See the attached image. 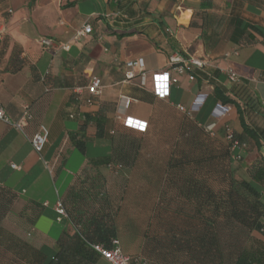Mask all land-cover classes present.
Returning a JSON list of instances; mask_svg holds the SVG:
<instances>
[{
	"label": "crops",
	"instance_id": "obj_1",
	"mask_svg": "<svg viewBox=\"0 0 264 264\" xmlns=\"http://www.w3.org/2000/svg\"><path fill=\"white\" fill-rule=\"evenodd\" d=\"M201 1L0 0V19L4 9L10 10L0 24V103L9 120L0 119V187L15 195L10 214L16 218L23 210L36 211L37 203H47L37 216L35 212L34 221L29 224L28 235L38 248L50 254L61 232H72L67 218L56 222L54 203L57 197H64L86 157L108 154L111 148L109 138L91 140L79 168L72 173L67 164L78 151L68 136L78 129L79 123L69 118V113L99 112L107 127L125 132L115 116L118 97H142L125 111L127 116L147 125L145 132L140 133L137 158L129 168L104 170L109 193L122 186L128 194L158 193L186 119L191 120L193 128L198 127L220 142L226 141L227 127L241 130L236 108L215 98V86L224 88L226 95L247 109L244 118L251 128L264 130L262 113L250 111L248 104L244 106L239 94L230 89L232 84L226 74L228 70L237 73L236 87H247L264 110V0H211V7L206 8L200 7ZM50 9L56 11L57 19L47 17ZM111 13L118 14L110 18L107 15ZM84 23L92 26L91 34L72 41V35ZM42 38L51 39L55 45L69 41L71 46L67 51L45 47L40 42ZM174 54L202 59L206 65L191 66L187 73L176 74L169 68V57ZM137 57L143 58V70L125 82L124 63ZM165 71L170 72L172 79L169 93L166 98H158L152 93V76ZM189 74L194 79L189 80ZM93 75L101 80L102 94L89 105L87 85ZM76 87L81 89L79 93L74 92ZM178 105L184 106L185 111H180ZM25 106L33 119L21 131L13 122ZM38 123H44L49 130L40 156L29 140ZM88 130L92 132L93 128ZM258 139V146L253 142L231 146L230 162H236L238 155L247 165L258 158L264 160V136L259 134ZM142 151L143 164L134 172ZM246 168L242 167L241 172L246 173ZM123 169L130 173L116 177ZM132 175L134 183L130 181ZM260 199L264 202V187ZM133 208L125 206L123 221L119 220L121 209L117 212L120 245L131 257L143 249V232L150 225L146 218L142 219L141 210V216L133 219ZM122 234L128 238L126 244L121 242ZM254 236L264 244L263 236ZM94 264L109 263L98 258Z\"/></svg>",
	"mask_w": 264,
	"mask_h": 264
},
{
	"label": "trees",
	"instance_id": "obj_2",
	"mask_svg": "<svg viewBox=\"0 0 264 264\" xmlns=\"http://www.w3.org/2000/svg\"><path fill=\"white\" fill-rule=\"evenodd\" d=\"M34 1L29 0V3ZM211 5V0L200 3L202 8ZM7 14L9 11L4 9L0 24ZM230 83L233 94H239L244 106L248 104L250 111L258 110L264 117V110L249 89L245 86L237 88L238 82ZM225 92L222 87L213 88L217 100L236 108L241 130L236 132L227 127L226 141L220 142L198 127L193 128L191 120H184L185 125L164 169L160 191L127 195V205L134 207L131 214H137L133 219L139 218L140 210L145 209L146 215L141 217L150 222L147 231L143 232V249L132 258L141 259L145 264H264V244L254 236L264 237V202L260 199L264 187V160L252 161L246 168L248 178L239 179L231 170L229 158L233 141H237L238 146L243 142L258 146V136H264V130L251 128L244 118L243 112L247 109L241 108L239 102ZM127 96L137 101L142 99ZM98 97H92L91 104ZM68 117L79 123L78 129L70 132L68 137L82 155L86 153L87 143L95 138H109L111 148L108 154L86 157L85 165L60 198L72 232L63 230L50 254L25 243L21 258L28 264H94L102 257L93 246L109 247L112 238L119 239L115 196L119 199L124 188L109 193L104 170L117 172L131 167L140 148V133L145 131L128 128L121 120L125 132L107 127L106 119L99 112L76 111ZM88 128L93 131L89 132ZM228 130L232 132V139L227 136ZM14 196L0 187L1 239L4 235L2 225L10 214ZM36 206V211L23 210L17 217L29 228L33 218L45 207L43 203Z\"/></svg>",
	"mask_w": 264,
	"mask_h": 264
},
{
	"label": "built area",
	"instance_id": "obj_3",
	"mask_svg": "<svg viewBox=\"0 0 264 264\" xmlns=\"http://www.w3.org/2000/svg\"><path fill=\"white\" fill-rule=\"evenodd\" d=\"M10 11V10H9ZM118 13H111L107 15L110 18H114ZM92 32V26L89 23H84L81 25L80 28H78L74 34L71 37L72 41H77L81 36L91 34ZM41 44L45 47H53L56 46L61 50H69L71 43L64 42L60 43L58 45H55L54 42L51 39L48 38H42ZM143 58L137 57L135 59H129L124 63V81H130L131 79L135 78L137 72H141L143 70ZM206 65L205 61L202 59L194 58V57H188L185 58L179 54H174L169 57V68L176 74H185L188 71V68L191 66H195L197 68H203ZM227 79L230 82H238L239 77L238 74L235 73L233 70H228L226 72ZM189 80L194 79L193 75H188ZM144 77H140V82L143 84ZM153 81V94L158 98H166L169 93V86L172 81L170 72L165 71L162 73H155L152 76ZM88 91L90 96L86 99L87 104L91 105L92 97L99 96L102 90V83L98 76H91L89 83L87 85ZM80 88L76 87L74 89L75 93L80 92ZM137 102V99L129 97L127 95L121 94L118 99L117 104V118H119L123 125L131 128L133 130L144 132L146 130V122L134 118L131 116H127L125 114L126 109L131 105L132 103ZM178 109L180 111H185L184 106L178 105ZM0 119L2 121L8 122V117L6 116L4 109L0 103ZM32 119V113L29 110L28 106H25L20 117L13 122V125L19 129L23 130V128L28 124V122ZM48 135L49 130L47 126L44 123H39L37 125L36 131L32 134L30 137V143L32 146V149L40 156L47 141H48ZM228 138L232 139V132L228 130ZM238 146L237 141L232 142V148H235ZM235 159H240V156H236ZM45 165L48 168V165L45 161H43ZM13 167H16L14 164H12ZM43 204L46 206L47 203L43 202ZM54 212L56 214L55 220L58 223H61L64 219L67 218V214L65 212V209L61 203L60 197H57L54 206H53ZM94 249L99 253V255L105 259L109 264H145V261L138 259V258H132L128 254L124 253L121 250L120 242L118 238H112L110 241L109 247H104L103 245H94Z\"/></svg>",
	"mask_w": 264,
	"mask_h": 264
},
{
	"label": "rangeland",
	"instance_id": "obj_4",
	"mask_svg": "<svg viewBox=\"0 0 264 264\" xmlns=\"http://www.w3.org/2000/svg\"><path fill=\"white\" fill-rule=\"evenodd\" d=\"M47 17H50L54 20L57 19L56 11L50 9L49 11H47ZM91 154H92L91 151H88L87 155L90 156ZM143 155L144 152L143 151L140 152L136 165L132 169L134 172H136L139 169L140 167L139 165L143 164L142 161L144 159ZM83 157L84 156H82V154H80L79 152L73 153L70 161L67 164V168L70 169L72 173L76 172V170L80 166V162L83 160ZM235 161L236 162L230 164L231 170L233 171L234 175L239 179H247L248 178L247 170L245 171L246 173H243L241 172L242 171L241 168L245 166L248 167L249 165H247L245 162L242 163L241 159H235ZM123 173L126 174L127 176L130 172H127L126 170L123 169L116 177H118L120 174ZM121 179H125V178H121ZM130 181L132 183L136 182L135 176L132 175ZM127 195H128L127 192H123L119 199L117 198V196H115V201L117 200L116 203L114 202L115 207L118 208V211L121 209V213L119 217L120 221H123V219H125L126 216L125 206H127L128 203ZM143 210H141L142 215L145 213L143 212ZM2 226H3L2 230L4 231V235L2 239L0 238V264H28L27 261L21 258V253L23 251L22 247L25 248L26 247L25 243H26L34 248L35 247L38 248V243L34 242L31 239V237L28 235V233H30L29 226H23L22 224H20L18 219L12 214L8 215L7 219L3 222ZM127 239H128L127 236L122 234L121 242L126 244Z\"/></svg>",
	"mask_w": 264,
	"mask_h": 264
}]
</instances>
